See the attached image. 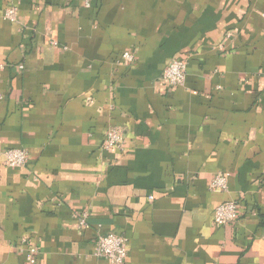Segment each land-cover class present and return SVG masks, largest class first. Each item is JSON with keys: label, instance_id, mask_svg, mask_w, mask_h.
Returning <instances> with one entry per match:
<instances>
[{"label": "crops", "instance_id": "obj_1", "mask_svg": "<svg viewBox=\"0 0 264 264\" xmlns=\"http://www.w3.org/2000/svg\"><path fill=\"white\" fill-rule=\"evenodd\" d=\"M224 201L238 217L214 226ZM97 233L126 264H264V0H0V264H108Z\"/></svg>", "mask_w": 264, "mask_h": 264}, {"label": "built area", "instance_id": "obj_2", "mask_svg": "<svg viewBox=\"0 0 264 264\" xmlns=\"http://www.w3.org/2000/svg\"><path fill=\"white\" fill-rule=\"evenodd\" d=\"M17 17V8L15 5L8 7L5 11V18L14 22ZM231 34L228 33L227 36ZM57 45L56 42H52ZM222 49V45H219ZM123 61L131 63L134 55L131 52H123L121 55ZM186 75V60L174 58L170 60L161 72L160 78L167 85L175 87L181 86L184 83ZM123 143V131L117 126L108 127L101 143L103 150H110L113 148H121ZM4 163L8 167H21L27 162V152L21 148L7 149L3 153ZM228 180L226 174H215L210 182V190H227ZM151 198V197H150ZM238 217V206L235 201H224L219 203L213 210L212 224L214 226H222L234 222ZM78 229H86L87 212L83 211L77 216ZM24 258L27 264H37L36 257L38 255V248L35 246H28L24 250ZM93 254L96 257L104 258L108 264H126L127 256V239L116 233H97L94 242Z\"/></svg>", "mask_w": 264, "mask_h": 264}]
</instances>
